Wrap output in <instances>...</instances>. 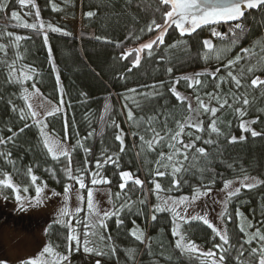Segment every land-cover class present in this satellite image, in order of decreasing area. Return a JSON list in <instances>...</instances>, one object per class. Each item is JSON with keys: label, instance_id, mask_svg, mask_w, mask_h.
<instances>
[{"label": "snow or ice", "instance_id": "6c2138e0", "mask_svg": "<svg viewBox=\"0 0 264 264\" xmlns=\"http://www.w3.org/2000/svg\"><path fill=\"white\" fill-rule=\"evenodd\" d=\"M15 2L22 9L34 11H26L22 16L20 12L11 10L8 17L13 22L11 27L31 29L37 34L43 33L45 45H48L49 40L47 30L61 31L59 27L41 19L40 9L35 0H15ZM52 7L53 10H59L56 4ZM148 7L152 13L149 22L139 29L138 34L129 33L127 39L140 41L143 35H153L147 41L133 47H124L123 42H116V46L122 48L119 58L130 61V66L126 68L127 72L131 73L133 69L139 68L145 55L151 59L160 46H164L167 55L160 56L158 62L165 59L171 62L177 54H183L189 58L202 60L209 67L173 77L174 68L168 66L165 68V73L170 78L168 81L160 80L151 85L140 86L143 91L133 87L127 88L126 93H117V98L122 100L120 114L136 129L131 133L139 140L138 145L135 143L133 145L138 147L135 155L143 159L145 166L151 165L145 179H141L132 171L120 169L121 154L127 151L125 142L127 134L115 119H111L113 111V105L109 102L111 97L104 104V112L100 120L116 130L114 140L119 143L118 152L109 154L108 150L104 149L101 157L95 159L94 167L91 166L92 162L87 156L82 165L73 167V153L76 149L82 148L84 153L91 154L92 149L86 147L83 140L93 136L95 130L89 132L83 139L77 138L71 147L68 145L70 124L66 116L63 119V137L50 130L49 118L63 115L65 102L61 98L59 103L49 109H44L43 104L37 108L30 102L33 97L42 95L35 83L31 85L32 91L24 87L25 82L34 80L36 69L22 62L25 57L19 49L21 41L31 37L16 35L12 31H7V28L0 31V38L8 40L7 44L0 43V53H3V57H0V65L6 69V83L20 85L22 89L20 95L25 102V107L17 108L11 100L8 101L12 105L11 110L18 113L19 119L24 124L18 131H13L9 127L7 131L11 134L7 137L0 136V146H5L4 150L0 151V158L6 165L12 166L16 174H20L7 145H15L19 134L35 125L39 132L41 150L45 151L53 161H64L60 171L69 181L64 185L63 193L52 189L51 196L46 197L43 193L48 187L47 183L37 184L40 177L34 174L33 167L29 166L23 174L29 178L31 185L35 186V196H21V191L28 193L29 187L15 183L13 174L0 168V194L3 189H10L19 211H27L29 207H40L52 197H62V206L58 209L53 222L45 228L44 234L50 237V229L53 225L60 226L65 230L63 243L46 239L37 254L20 259L18 264H73L74 256L77 254L88 258L84 264H106L104 258L116 257L119 251L109 231V221L114 220L117 230H120L125 228L126 215L143 216L146 221L155 223L161 213H168L171 218L173 251L178 250L190 260H197L198 264H228L230 260L233 264H264V220L253 222L237 209L236 226L243 239L238 238L236 244L232 243L227 227L222 226L233 219V215L228 211L232 199L237 198L242 189L252 190L264 185V179L250 175L241 167L234 179L223 181L221 191L224 193V199L213 201L222 205V210L216 217L221 221V226H217L209 219L207 211L189 212V209H194L197 201L211 196L213 189L210 185L215 184L214 179H210L208 184L203 183L202 180L199 186L192 189L191 196L176 197L169 194L174 190L178 191L187 183V175L199 173L203 177L204 173L213 171L210 167L211 154L206 147L198 146V142L219 148L220 137H224L228 144L244 142L247 139L243 134L237 137L225 131L232 127L231 120L222 119L225 112L239 120L238 127L241 133H250L253 138L264 136V132H258L251 127L259 122V116L252 120L244 119L252 104L258 98H264V78L257 74H264V38L255 39L249 46L239 47V51L234 56H230L250 32L245 23L246 13L258 11L264 20V0H151ZM9 8V0H0V12H5ZM95 15L93 11L85 13L88 18ZM24 16L34 17L33 22L29 23L23 18ZM222 27H226V30L221 31ZM205 28L208 29L211 38H202L199 41L200 47L193 57L192 46L187 38ZM170 30L178 33V38L171 44H166ZM95 38L113 43L107 37ZM9 50H15L12 58L8 56ZM48 59L50 62L53 59L51 46L48 47ZM213 63L217 65L214 69L211 67ZM53 68L55 70V65ZM126 78L121 74L120 79ZM182 81L187 89H192L193 95H184L178 91L177 86ZM56 82L57 85L60 84L59 74L56 76ZM224 85H228L226 90ZM209 87L212 88L211 91L206 90ZM164 88H167L178 102L177 110H169L167 105H164L159 110H153L152 114L145 113L144 106L162 97ZM59 91L62 94L64 90L61 87ZM257 91L259 97L254 95ZM47 103L52 102L47 101ZM138 112L143 114L138 115ZM202 117L208 118L207 125ZM29 120L32 121V125L28 123ZM150 155L154 156L152 160L148 159ZM108 165L119 170V191L112 192L110 187L107 189L110 207L101 210L99 201L96 200V193L102 190L100 186L112 184V180L104 175ZM46 171L51 172L52 177L56 178L54 169H46ZM163 178H168V187H164ZM137 190L141 195L134 200L131 194ZM73 195L78 202L74 209L70 207ZM150 196H154L156 200L151 207H149ZM3 199L7 201L8 197L3 196ZM81 213L84 215L82 216ZM194 221L207 226L213 234L212 247L207 250L189 235ZM131 224L132 227L126 229L127 234L140 245H144L149 255H153V237L146 231L148 225L142 228L135 220H132ZM254 242L256 246H252ZM157 243L162 249L160 255L171 260V254L166 255L167 246L163 240ZM125 254L131 264H136L139 248H129ZM0 264H9V262L0 260Z\"/></svg>", "mask_w": 264, "mask_h": 264}, {"label": "trees", "instance_id": "16d2710c", "mask_svg": "<svg viewBox=\"0 0 264 264\" xmlns=\"http://www.w3.org/2000/svg\"><path fill=\"white\" fill-rule=\"evenodd\" d=\"M41 13V19L46 23H51L55 27L61 29L60 32H51L47 30L48 45L44 44L43 33L37 34L34 30L24 28H14L10 25L13 23L9 20L11 10L21 13L31 9H22L18 6L15 0H9L10 8L5 12H0V31L7 28V31H12L16 35L31 37V39L21 41V48L19 51L25 57L22 61L25 64L31 65L36 69L33 81L25 82L26 85L31 86L36 84L40 93L49 101L59 103L62 98L65 102L63 105V115H57L55 118H49L50 130L54 134L64 135L63 119L66 116L70 127L68 129L69 140L68 145H74L77 138L83 139L89 132L95 130V134L88 139L83 140L86 147L92 149L91 154L84 153L82 148L76 149L73 153V167L82 165L86 156L92 162L94 167L95 159L101 157L102 151L107 149L109 154L118 152L119 143L114 140L116 130L103 124L100 120L104 112V104L106 100L111 97L110 103L113 105L111 119H115L124 129L126 135L125 142L127 151L121 154L120 169L129 170L136 173L141 179H145L148 174V168L151 165L145 166L143 159L138 158L135 153L139 144L138 138L131 135L134 129L121 115L122 100L117 98V93H126L127 88L137 87L144 90L143 85H151L160 80L168 81L170 78L165 73V68L171 66L174 68L173 77H179L185 73H192L193 71H201L205 67H209L202 60L189 58L183 54H177L171 62L168 59L158 62L160 56H166L164 46H160L154 52L151 59L145 55L142 59L141 66L133 69L131 73L126 71L130 66V61L121 60V47L116 46V42H123L124 47H132L143 42L152 34L143 35L140 41L127 39L129 33H139V29L144 27L149 22L152 13L148 7L151 0H35ZM56 4L57 10H53L52 5ZM34 11V10H31ZM93 11L96 13L94 17L88 18L85 13ZM77 14L80 18V28L74 32L68 20L75 19ZM245 23L250 32L247 37L243 39L240 45L237 46L230 54L234 56L239 51L241 46H249V44L257 38H264V20L258 11L246 13ZM29 23L33 22L34 17L24 16ZM221 31L226 30L222 27ZM67 33V34H65ZM107 37L113 43H108L105 40H97L95 37ZM178 38V33L175 31L169 32L166 37V44H171ZM202 38H211L207 28L198 30L192 37L187 38L192 46V56L195 57L196 50L200 47L199 41ZM0 43H8L7 38H0ZM52 48V61L48 59V47ZM13 51L9 50L8 56L12 58ZM3 57V53H0ZM55 65V70L53 68ZM217 65L213 63L211 67L214 69ZM6 69L0 65V136L7 137L11 133L7 131L9 127L13 131H18L23 127L24 122L19 119L17 112H13L12 105L8 103L9 100L16 105L17 108L25 107V102L21 98L20 85H10L6 83ZM60 76V84L57 85L56 76ZM121 74L126 76V79H120ZM258 75H264L257 73ZM63 88L61 94L59 89ZM225 90L228 85H224ZM178 91L185 95H193L192 89H187L183 83L177 86ZM211 91L212 88L206 89ZM164 95L151 101L150 104L144 106L145 113L152 114L153 110H159L161 106L167 105L169 110L176 111L178 102L167 91V88L162 89ZM86 94V95H83ZM254 95L259 97V92ZM194 103V96H193ZM71 105L70 107L68 105ZM195 106V105H194ZM141 115L143 113H137ZM260 117L258 123L251 125L258 132H264V98H258L250 107L248 115L244 118L246 120ZM87 117V118H86ZM207 125L208 118L202 117ZM222 119L231 120V129H226V132H231L232 135L239 137L245 135L247 139L244 142L236 144H228L224 137L219 138V148L213 145H203L198 142V146H204L211 154L210 167L212 172L204 173L203 177L199 173L196 175H187V183H185L178 191L174 190L169 193L172 196H181L192 194V189L199 186L201 181L208 184L210 179L215 180V184L210 185L212 189H218L223 186L225 179H234L243 167L247 172L256 176L259 179H264V136L256 138L251 137L250 133H241L238 124L239 120L234 116L225 112ZM28 123L32 125V121ZM79 133V137H77ZM206 136V134H205ZM207 138V136H206ZM215 139V136H213ZM39 132L35 125L25 129L24 133L19 134L15 145H7V149L12 152V158L16 161V167L20 170V174H16L10 165H6L2 158H0V168L13 174L14 182L21 186H28L29 192L21 193L26 195H33L35 193V186L31 185L29 178L23 173L26 168L33 167L34 174L40 179L37 184L44 182L51 189L57 192H63V187L69 181L65 178L60 169L64 166V161H53L50 156L41 150L39 144ZM5 146H0V151L4 150ZM154 156L150 155L149 160ZM232 165V167H229ZM46 169H54L56 178L52 177L51 172ZM118 169L111 165L106 166L104 175L112 180L110 186L104 185L100 187L111 188L112 192L119 191V176ZM162 183L164 187L169 186L168 178H163ZM148 187H151L148 185ZM147 191V188L145 189ZM2 194L8 199L13 197L10 189H3ZM132 199H136L141 195L139 190L133 192ZM149 207L156 203L155 197L150 196ZM239 209L253 222L264 220V185H260L252 190L242 189L237 198H233L228 206V211L233 215L230 222H226L224 227H227L232 238V243L236 244L238 238L243 239L242 234L237 228V218L235 211ZM83 216L84 214L81 213ZM0 218L11 221L19 226L24 225L17 222L19 219H14L9 213L5 214L0 210ZM135 220L142 228L144 227L143 216L126 215L125 228L117 230L114 220L109 221V231L115 239L118 248V255L116 257H105L106 264H131L126 256V251L129 248H139V255L136 257V264H198L195 259L190 260L188 256L181 255L178 250L173 251L172 242L174 238L171 236V218L168 215L164 227H160L153 231L149 236L153 237V255H149L145 250L144 245L134 241L127 234L126 229L132 227L131 221ZM51 224V223H50ZM187 227V226H186ZM163 229V233H161ZM254 231V229H252ZM51 236L46 239H52L57 243H63V236L65 230L60 226L53 225L50 229ZM189 235L191 239L196 241L205 250L212 247L213 234L207 226L199 221H194L191 224ZM163 240L167 246L166 255L171 254V260H167L165 256H161L162 249L159 247L157 241ZM217 242L218 238H217ZM252 246H256L255 242ZM247 247V246H246ZM63 250V248H61ZM88 258L77 254L74 256L73 264H84ZM228 264H233L230 260Z\"/></svg>", "mask_w": 264, "mask_h": 264}, {"label": "rangeland", "instance_id": "374dc122", "mask_svg": "<svg viewBox=\"0 0 264 264\" xmlns=\"http://www.w3.org/2000/svg\"><path fill=\"white\" fill-rule=\"evenodd\" d=\"M74 32L80 28V18L77 14L75 19L68 20ZM264 78V75H261ZM28 87L29 91H32L31 86L24 85ZM185 95V94H184ZM61 98L59 99V101ZM49 101L43 95L33 97L30 101L39 108L43 104L44 109H49L53 105L57 104ZM38 130V129H37ZM70 147V146H69ZM239 186V185H235ZM223 188L213 189L211 196L202 198L197 201L194 209H189L190 213L207 211L209 214V219L212 220L217 226H221V221L216 219L220 211L222 210V205L220 203H213V201H222L224 199V193L221 191ZM101 191L96 193V200L99 201L101 210L110 207L107 197V187H101ZM51 188L48 186L43 195L46 197L51 196ZM63 193V192H60ZM86 195V193H85ZM3 194H0V210L5 214L9 213L14 219H19L17 222L24 223V225L19 226V224H14L11 221L0 218V260H7L9 264H18V261L23 258L34 256L37 254L43 244L46 242L45 238V228L48 227L50 223L57 216L58 209L62 206V197H52L47 199L44 205L40 207H29L27 211H19L17 208V202L13 197L11 199H3ZM21 196L33 197V195H26L21 193ZM191 196V195H190ZM178 197V196H176ZM78 205L75 195L72 196L70 201V207L74 209ZM168 213H161L158 216V221L153 223L150 220H144V227L147 224L146 231L151 234L153 231L160 227H164L166 224ZM224 227V225H222Z\"/></svg>", "mask_w": 264, "mask_h": 264}, {"label": "water", "instance_id": "95a60500", "mask_svg": "<svg viewBox=\"0 0 264 264\" xmlns=\"http://www.w3.org/2000/svg\"><path fill=\"white\" fill-rule=\"evenodd\" d=\"M153 35V34H152ZM150 38V36L147 38V39H145L143 42H145V41H147L148 39ZM142 43V42H141ZM135 46H137V45H135ZM133 47V46H132Z\"/></svg>", "mask_w": 264, "mask_h": 264}]
</instances>
